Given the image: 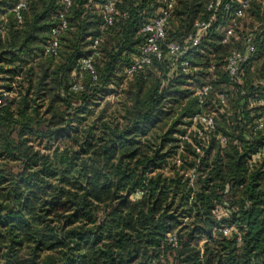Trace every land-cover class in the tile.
Listing matches in <instances>:
<instances>
[{"label":"trees","instance_id":"obj_1","mask_svg":"<svg viewBox=\"0 0 264 264\" xmlns=\"http://www.w3.org/2000/svg\"><path fill=\"white\" fill-rule=\"evenodd\" d=\"M167 1L71 0L54 37L63 0H0V264H264V0L237 28L225 4L243 0H225L186 74L168 47H187L216 0H176L162 58L130 75ZM249 37L230 83L225 61ZM198 115L214 129L201 135Z\"/></svg>","mask_w":264,"mask_h":264},{"label":"built area","instance_id":"obj_2","mask_svg":"<svg viewBox=\"0 0 264 264\" xmlns=\"http://www.w3.org/2000/svg\"><path fill=\"white\" fill-rule=\"evenodd\" d=\"M251 0H243L240 1V7H235L234 5L227 3L225 4V9L227 11V15L230 13V27L231 28H237L239 21L242 20L244 17V12L247 9L249 3ZM225 0H216L215 2L210 3L209 5V11L212 12V16L208 21H201L197 22L195 25V33L190 36V44L187 47H182L180 45L172 44L168 47L170 61H169V68L171 69H177L178 67L183 73L190 72V64L188 61L184 60L183 55L184 52L189 50L190 48H198L200 44L202 43L204 37L208 34L210 31L212 25L216 21L217 12L219 8L223 5ZM27 3V0H19V4L16 7V12H19L21 9L25 8ZM64 4V11L60 12L58 15V19L60 20V25L58 28L54 29L52 31V35L54 37L58 36L61 32H63L67 27V22L65 20V13L68 11V9L71 6V0H63ZM176 4V0H168L166 3V6L161 9L160 16L156 20H154L151 24H148L145 26L142 30L143 33L147 34L149 36L147 45L144 49L143 57L140 61H138L135 66L129 71V74L131 75L134 71L137 70V68L141 67V65L150 64L152 57H156L158 59L162 58V52L159 47V43L161 40L165 38V32H166V26L168 24V20L170 18L171 12L174 9V6ZM105 8V14L104 18L107 22V24L112 23V13H113V4L112 2H108L106 4ZM230 39V33L226 35V37L223 40V44H228ZM98 44V41H95L94 49L96 45ZM57 47V42L54 41L52 44V47L47 52H54L55 48ZM254 52V45H253V38L249 37L245 41V47L240 49H232L230 52V55L228 56L227 60L225 61V74L227 75L228 79L230 80V83L236 84L237 81H239L240 74L243 70V68L248 64L250 60V56ZM92 58L85 59L82 64L84 69H91ZM178 68V69H179ZM76 89V88H75ZM211 91L210 85L206 84L203 87H201L199 90H197V95L199 97V103L204 104V100L209 97ZM219 98L221 100L222 104H225V98L223 95H219ZM256 105L261 109L258 118L255 121V129L262 131L264 135V94L257 97ZM195 124H200L202 126V132L201 135L205 132H209L214 129L215 123L213 116H204V115H198L193 119ZM222 144H226L227 140L226 138L221 139ZM258 154L264 155V139L262 142V145L257 150ZM233 233V229L230 228L225 231L226 236H230Z\"/></svg>","mask_w":264,"mask_h":264},{"label":"rangeland","instance_id":"obj_3","mask_svg":"<svg viewBox=\"0 0 264 264\" xmlns=\"http://www.w3.org/2000/svg\"><path fill=\"white\" fill-rule=\"evenodd\" d=\"M241 28H242V24H241ZM227 31H229L230 33H233L234 31L231 30L230 28L226 29ZM242 30V29H241ZM238 43V42H237ZM239 49V48H238Z\"/></svg>","mask_w":264,"mask_h":264}]
</instances>
